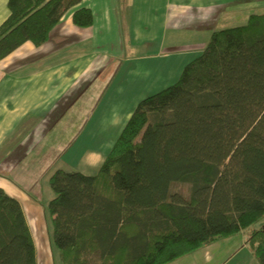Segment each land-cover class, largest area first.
I'll list each match as a JSON object with an SVG mask.
<instances>
[{
  "label": "trees",
  "instance_id": "16d2710c",
  "mask_svg": "<svg viewBox=\"0 0 264 264\" xmlns=\"http://www.w3.org/2000/svg\"><path fill=\"white\" fill-rule=\"evenodd\" d=\"M82 0H8L0 61L41 46ZM48 203L62 264H168L246 232L264 264V13L217 29L179 79L141 99L96 174L56 170ZM186 184L187 192L173 190ZM0 264H37L21 202L0 187Z\"/></svg>",
  "mask_w": 264,
  "mask_h": 264
},
{
  "label": "crops",
  "instance_id": "0c3cea01",
  "mask_svg": "<svg viewBox=\"0 0 264 264\" xmlns=\"http://www.w3.org/2000/svg\"><path fill=\"white\" fill-rule=\"evenodd\" d=\"M79 7L92 10V26L75 25L72 9L47 42H25L0 61V187L21 205L49 199L44 186L55 169L88 150L75 143L115 142L140 95L175 83L213 31L264 13V0H82ZM8 15V0H0V25ZM246 241L241 232L168 264H259Z\"/></svg>",
  "mask_w": 264,
  "mask_h": 264
},
{
  "label": "rangeland",
  "instance_id": "374dc122",
  "mask_svg": "<svg viewBox=\"0 0 264 264\" xmlns=\"http://www.w3.org/2000/svg\"><path fill=\"white\" fill-rule=\"evenodd\" d=\"M259 12H264V11L259 10ZM245 22L246 21H244V23ZM225 26L226 25H222V27H225ZM156 91L158 92V90ZM156 91L146 93L144 95L142 94L140 95V98H143V96L146 97L151 94H154L156 93ZM84 111H82V113ZM113 142L114 141H108V140L104 142H97V141L92 142V141H85L84 139L81 138L77 143H75L74 147L83 145L84 147L88 149L87 152H85L83 156L78 157L77 158L78 161L75 160V156L72 155V157H70L69 155V160H71L70 163L72 165L65 166V167H59V168H62L65 170H78V171H81L89 175L96 174L103 159L110 151V148ZM59 168H56L55 170ZM44 187L46 189V190L44 189L45 195H47V191H50L51 193L49 199L52 196L53 197L55 196V192L53 191L49 183L45 185ZM187 189L188 188L186 184H174L173 185V190H176V191L187 192ZM44 199L43 200L40 199L39 201L37 200L36 202L28 200V199L27 200L23 199L22 201L23 211L25 213V217L27 219V222L31 230V234H32L35 246H36L37 264H62L59 249L55 245V242H54V225L52 221V216L48 210L49 199L47 200H44ZM263 224H264V217L261 218L259 221H257L253 227L259 228ZM247 234L248 233H246V235ZM247 251H251V248L249 247Z\"/></svg>",
  "mask_w": 264,
  "mask_h": 264
}]
</instances>
